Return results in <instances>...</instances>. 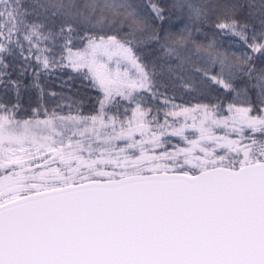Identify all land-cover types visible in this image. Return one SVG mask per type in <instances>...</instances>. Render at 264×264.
<instances>
[{
    "label": "snow or ice",
    "instance_id": "obj_1",
    "mask_svg": "<svg viewBox=\"0 0 264 264\" xmlns=\"http://www.w3.org/2000/svg\"><path fill=\"white\" fill-rule=\"evenodd\" d=\"M0 264H264V0H0Z\"/></svg>",
    "mask_w": 264,
    "mask_h": 264
},
{
    "label": "trees",
    "instance_id": "obj_2",
    "mask_svg": "<svg viewBox=\"0 0 264 264\" xmlns=\"http://www.w3.org/2000/svg\"><path fill=\"white\" fill-rule=\"evenodd\" d=\"M133 2H140V0H133ZM178 23V22H177ZM199 39L203 40V37H199ZM193 56V59L196 58V53L193 51L191 53ZM62 79H67L66 77H62ZM60 80L53 78L52 81L49 82L48 87L53 91H63L64 94L72 99H80L83 100V110L85 112H89L93 105V99L96 96V92L92 89L87 88L85 85L81 84L79 81H68L66 85H64L63 89H61ZM185 99L190 102L191 104L197 103L196 99H193L192 97H185ZM182 101L178 100L177 103H180ZM66 103H71V99L66 101ZM21 104L22 108L24 110H30L31 107H35V96L34 95H28V94H22L21 98ZM67 112V108L64 110Z\"/></svg>",
    "mask_w": 264,
    "mask_h": 264
}]
</instances>
